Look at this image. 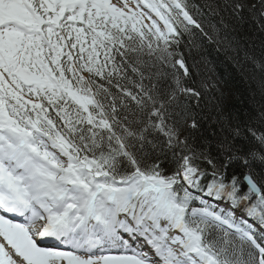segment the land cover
Instances as JSON below:
<instances>
[{"label":"snow or ice","instance_id":"obj_1","mask_svg":"<svg viewBox=\"0 0 264 264\" xmlns=\"http://www.w3.org/2000/svg\"><path fill=\"white\" fill-rule=\"evenodd\" d=\"M245 12L264 0H0V264H264V132L180 139L208 98L227 124L201 71Z\"/></svg>","mask_w":264,"mask_h":264},{"label":"trees","instance_id":"obj_2","mask_svg":"<svg viewBox=\"0 0 264 264\" xmlns=\"http://www.w3.org/2000/svg\"><path fill=\"white\" fill-rule=\"evenodd\" d=\"M191 2L197 5L203 4V0H191ZM249 2L255 3L256 0ZM227 22L235 29L232 32L236 39L235 51L226 53L221 51L218 54L210 49L208 52V59L211 62L208 65L210 71L207 69L201 71V76H211L219 85L220 92H214V95L220 97L223 93L221 102L227 124L221 122L212 99L208 98L202 102L201 110L197 113V119L200 120L198 127L189 128L185 125L180 135L182 140L187 138L190 148L198 151L207 150L211 157L219 156L222 136H227L236 148L247 152L256 144L249 129L257 135L264 132V122L259 118V114L264 112V89L260 87V73L253 65V62L256 65L264 63V20L254 19L245 12L242 21ZM181 51L185 49L182 48ZM185 56L188 63L200 59L195 51L191 56L185 51ZM223 127L238 128L239 136L233 138L228 132L221 133ZM163 139L159 137L161 144ZM154 155H159L160 160L163 161L161 166L165 174H171L178 167L176 161L181 155L180 147L177 146L172 150L164 148L163 151L158 148ZM201 167L211 170L207 164H202ZM239 170L245 169L240 165Z\"/></svg>","mask_w":264,"mask_h":264}]
</instances>
